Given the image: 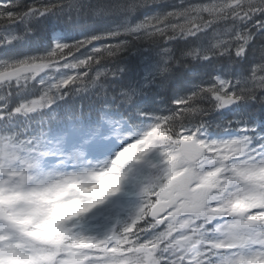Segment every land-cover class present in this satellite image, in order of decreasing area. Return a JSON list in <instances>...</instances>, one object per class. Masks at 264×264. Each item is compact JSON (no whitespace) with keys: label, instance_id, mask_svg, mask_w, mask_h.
<instances>
[{"label":"snow or ice","instance_id":"6c2138e0","mask_svg":"<svg viewBox=\"0 0 264 264\" xmlns=\"http://www.w3.org/2000/svg\"><path fill=\"white\" fill-rule=\"evenodd\" d=\"M154 149L122 229L31 230L53 188ZM0 264H264V0H0Z\"/></svg>","mask_w":264,"mask_h":264},{"label":"clouds","instance_id":"9594fccd","mask_svg":"<svg viewBox=\"0 0 264 264\" xmlns=\"http://www.w3.org/2000/svg\"><path fill=\"white\" fill-rule=\"evenodd\" d=\"M120 175L118 169L109 172H95V174L84 173L53 188L46 194L45 223L40 228L31 230L43 234L50 228H60L62 223L58 210L67 202L74 201L77 207L85 210L103 203L105 197L114 196L117 193L120 188ZM62 195L64 198H61Z\"/></svg>","mask_w":264,"mask_h":264},{"label":"trees","instance_id":"16d2710c","mask_svg":"<svg viewBox=\"0 0 264 264\" xmlns=\"http://www.w3.org/2000/svg\"><path fill=\"white\" fill-rule=\"evenodd\" d=\"M229 119H236L238 117L229 115ZM128 122L133 124L134 126L139 123L138 119L128 118ZM163 157L160 155V149H154L149 152L140 162V164L130 163L124 170L126 175L128 176V181L130 182V187H133V182H138L141 185L134 188L130 196L135 198V193L139 190L142 191L143 183H146V187L151 185L155 179L162 175L163 169L166 167L162 163ZM143 201L139 202V207L142 205ZM138 209H134L131 212L127 213V216L132 217L135 216ZM130 219H127L126 223L129 222ZM88 226V223H87ZM92 228L91 226H89Z\"/></svg>","mask_w":264,"mask_h":264},{"label":"rangeland","instance_id":"374dc122","mask_svg":"<svg viewBox=\"0 0 264 264\" xmlns=\"http://www.w3.org/2000/svg\"><path fill=\"white\" fill-rule=\"evenodd\" d=\"M114 154H115V148L113 146L105 147L99 152L91 153L88 156L87 161L85 162L83 167L87 168V170H89V171L107 168L110 165L111 158ZM68 170L71 171V169H68ZM61 198H64L63 195L61 196ZM73 202L74 201L67 202V203L63 204V206L67 207L69 204H72ZM90 209L91 208L85 210V209L79 208V210L81 212L80 215H84V214L90 212ZM87 215H89V214H87ZM87 215L84 216L81 220L82 221L85 220V217H87ZM78 231H81V232H83V234H85V231H82L81 229Z\"/></svg>","mask_w":264,"mask_h":264}]
</instances>
